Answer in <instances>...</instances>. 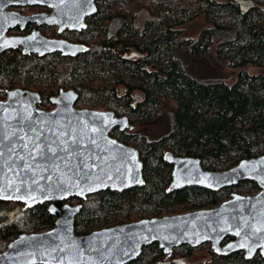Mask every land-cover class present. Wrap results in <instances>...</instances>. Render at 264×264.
Segmentation results:
<instances>
[{
  "label": "trees",
  "instance_id": "16d2710c",
  "mask_svg": "<svg viewBox=\"0 0 264 264\" xmlns=\"http://www.w3.org/2000/svg\"><path fill=\"white\" fill-rule=\"evenodd\" d=\"M246 9L236 0H99L104 19L121 18L123 26L116 38L105 37L91 44L92 57L74 59L68 75L76 80L81 102L101 103L117 116L152 123L164 113L170 128L156 138L142 132L114 128L111 135L135 146L144 163L145 184L123 192L102 190L87 199L72 197L67 202L83 205L76 217L75 233L86 235L96 229L145 217L174 215L214 206L232 193L254 194L260 190L254 181L244 180L219 191L190 186L169 191L173 165L166 152L176 156L198 157L204 169L224 171L242 159L264 155V0ZM150 14L143 27L134 21L139 10ZM203 15L207 26L197 39H182V25ZM103 18V17H102ZM103 21V19H102ZM91 26L102 34L100 20ZM193 58L214 56L220 64L238 69L233 84L203 82L192 76L181 62L178 49ZM131 49L141 57L124 58ZM59 59L20 55L0 61V82L22 76L25 83L56 76ZM254 66L260 69L251 73ZM98 76L109 79L112 87H97ZM125 94L118 97L116 88ZM138 96L135 98V93ZM136 104H133L135 103ZM17 202L0 200V252L23 233L49 230L56 217L49 202L23 209L12 221L5 211ZM181 250L189 252L188 245ZM177 248V249H178ZM163 251L157 243L143 247L141 255L128 264H157ZM159 264V263H158ZM173 264V263H168ZM199 264H264V258L246 260L235 254Z\"/></svg>",
  "mask_w": 264,
  "mask_h": 264
},
{
  "label": "water",
  "instance_id": "95a60500",
  "mask_svg": "<svg viewBox=\"0 0 264 264\" xmlns=\"http://www.w3.org/2000/svg\"><path fill=\"white\" fill-rule=\"evenodd\" d=\"M83 1V0H78ZM36 0L16 1L35 4ZM243 8L253 0H236ZM94 10L95 0H89ZM12 42V41H11ZM32 36L22 39L24 52H41ZM6 44L2 49L14 47ZM45 51L65 55L84 51L77 44L57 40L44 42ZM71 92L54 99L52 110L40 109L39 94L20 89L0 100V200L21 203L10 210L12 221L25 208L49 202L56 217L49 230L23 233L0 252V264H128L143 247L154 242L165 253L184 244L197 247L212 242L218 253L246 250L252 258L260 248L264 255V155L242 159L224 171L203 168L201 159L166 152L173 165L169 191L200 186L219 191L241 181H254L260 191L238 192L212 208L155 216L96 229L86 235L75 233L76 217L83 205L72 197L110 189L123 192L145 184L140 151L111 135L115 127L129 126L128 117L114 111L75 108ZM236 240L221 246L227 236Z\"/></svg>",
  "mask_w": 264,
  "mask_h": 264
},
{
  "label": "flooded vegetation",
  "instance_id": "af4514ba",
  "mask_svg": "<svg viewBox=\"0 0 264 264\" xmlns=\"http://www.w3.org/2000/svg\"><path fill=\"white\" fill-rule=\"evenodd\" d=\"M16 1L19 2L22 0H0V61L15 57L18 58L20 57V55H26L32 58L36 57L39 59H47L53 57L55 59H59V61L57 62V65L55 67L56 76L54 79L50 78L48 79V81H42L40 79L36 81V79H34V81L25 83L22 76H14L13 78L7 80L5 83L0 82V100H6L8 93L12 90L20 89L26 92L30 91L39 94V102H37L38 107L40 109L49 111L57 106V104L54 102L55 98L62 95V93L71 92L69 95H67L68 97L66 99L70 100L77 97L74 103L75 108H88L100 111L111 110L110 107L105 106L101 103L96 104V106H89L81 102L82 98L80 91L75 89L77 88L75 85L71 84L76 80L69 79L68 75L73 70L74 59L78 58L76 59V62L78 63L83 58H90L94 56L91 55V44L94 43L95 45V42H97L99 46V43L103 41L105 37H107L108 39L116 38L123 26V20L121 18L104 19V12L102 14L103 6H98L99 0H95L94 10L90 8L89 0H36L38 2H36L35 4L27 5L16 4ZM245 7H249V4H245ZM96 20H100L103 23V26L106 27L107 32L105 36L104 34H102V32L99 33V31H96V29L91 26V23L93 24ZM134 23L135 25H137L136 19ZM143 25L139 27L142 28ZM30 36H32V41L34 42L31 44H35V48L40 50L41 52H24V46L20 44V42L22 41V39L28 38ZM47 40H57L66 44L70 43L81 45L85 50L76 55H65L60 50L46 52L41 55V53L45 51L43 45ZM9 43L15 46L2 49L4 45ZM139 57H141V54L133 49L124 54V58ZM93 83L97 87H104L105 85H109L110 87H112L109 79L101 76H98V79L93 80ZM116 93L118 97H121L126 92L121 86H118L116 88ZM138 97H140V95L138 96L137 92L135 93V98ZM133 104H136V102ZM128 122L129 126L124 130H122L120 126L115 128H119L121 131L131 130L135 133L140 132L137 131L136 128L138 124L142 123L134 120L131 121L129 118ZM217 205L207 206L204 208H212ZM19 206H22V204L17 202L12 209H15ZM234 240H236V237L229 235L221 241V246L223 247ZM157 244L159 246V243ZM188 246L190 247L188 250L189 252L178 248L180 246L174 247L171 253H165L163 249H161L163 251V255L159 258L157 264L210 263L215 259V256L232 257L235 254L243 256V258L246 260L255 259L257 256L264 258V255L262 254L260 248L256 251L255 255L252 258H247L246 250H237L229 254L218 253L214 249L212 242H206L197 247H192L191 245ZM196 253H201L203 258L200 257L196 260V258H194L196 256Z\"/></svg>",
  "mask_w": 264,
  "mask_h": 264
},
{
  "label": "rangeland",
  "instance_id": "374dc122",
  "mask_svg": "<svg viewBox=\"0 0 264 264\" xmlns=\"http://www.w3.org/2000/svg\"><path fill=\"white\" fill-rule=\"evenodd\" d=\"M150 14L145 9H141L138 12L136 18V24L142 26L144 21L150 18ZM207 22L203 15H200L193 21H190L180 28L182 29V39H197L201 31L207 26ZM178 55L188 70V72L203 82H215L224 81L228 84H233L238 75V69L230 68L225 66V64H220L214 56H203L199 58H193L188 50L183 47L178 49ZM249 71L251 73H258L260 69L258 67L252 66ZM170 116L167 113H163L160 118L152 123H142L137 125V131H140L150 138H156L164 134L170 128ZM256 194V193H254ZM246 195V194H244ZM253 195V194H249ZM76 205V204H73ZM14 207V206H13ZM12 210V209H11ZM5 215L8 216L9 221L11 219L10 210L5 211ZM203 258L201 253H196L194 258Z\"/></svg>",
  "mask_w": 264,
  "mask_h": 264
}]
</instances>
